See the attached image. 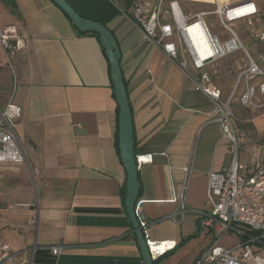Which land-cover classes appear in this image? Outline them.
<instances>
[{
    "label": "crops",
    "instance_id": "obj_1",
    "mask_svg": "<svg viewBox=\"0 0 264 264\" xmlns=\"http://www.w3.org/2000/svg\"><path fill=\"white\" fill-rule=\"evenodd\" d=\"M66 1L82 17L103 24L120 51L134 150L136 156L152 157L137 167V203L148 241L170 246L153 264H193L213 243L233 248L235 235L220 237L199 225L200 213L207 211V174L231 162L228 144L211 123L210 100L194 92L158 49L144 43L122 13L129 0ZM254 1L261 13L252 28L264 37V0ZM238 26L245 28L236 32L242 44L248 41V47L243 44L247 56L236 52L210 67L223 98L248 58L264 72V40L244 25L235 30ZM7 27L25 38L24 49L12 58L13 102L21 108L13 131L24 162L0 163V241L12 254L4 264H143L124 208L119 110L99 40L79 34L50 0H0V29ZM11 82L0 48L3 108ZM241 91L231 104L237 161L248 164L256 158L264 165V95L257 94L255 106L246 107L238 100ZM180 194L183 214L177 213L179 201H172Z\"/></svg>",
    "mask_w": 264,
    "mask_h": 264
},
{
    "label": "built area",
    "instance_id": "obj_2",
    "mask_svg": "<svg viewBox=\"0 0 264 264\" xmlns=\"http://www.w3.org/2000/svg\"><path fill=\"white\" fill-rule=\"evenodd\" d=\"M179 2L129 0L122 13L140 30L144 43L158 49L183 73L194 92L210 100L211 123L228 144L231 155L229 166L221 172L207 174V211L200 213L199 225L213 230L220 237L234 233L239 241L231 249L213 243L199 254L193 264H264V165L256 158L248 164L237 161L235 115L231 108L239 89L242 90L238 96L239 103L246 107L255 106V96L264 95V72L248 58L247 66L236 75L227 98L222 97L210 73L213 64L229 55L242 52L247 56L235 30L237 24L250 28L259 41L264 40L252 28L261 11L254 0H215L209 4L212 6L209 12L196 13L183 12ZM215 27L220 29L218 33L212 31ZM24 47L25 38L18 36L14 27L0 29V48L13 80L8 100L0 111V163L24 162L13 131L15 121L21 116V108L13 102L17 80L12 66L15 53ZM260 145L264 147V137ZM151 161V155L136 156L137 166ZM184 171L189 173L187 168ZM172 201H179L178 214L187 211L184 194L174 196ZM134 213L154 260L170 246L149 242L145 233L147 222L139 203H136ZM51 252L56 255L57 249ZM11 261L8 245L0 241V264Z\"/></svg>",
    "mask_w": 264,
    "mask_h": 264
},
{
    "label": "water",
    "instance_id": "obj_3",
    "mask_svg": "<svg viewBox=\"0 0 264 264\" xmlns=\"http://www.w3.org/2000/svg\"><path fill=\"white\" fill-rule=\"evenodd\" d=\"M75 26L80 33H94L98 35L108 61L109 75L113 85V92L118 106V145L119 157L125 170V194L124 208L128 221L132 228L137 247L143 264H153L154 260L148 252L145 236L136 219L134 208L138 200L140 184L138 181V169L136 153L134 150V138L132 127V115L126 87L120 69V51L113 34L101 23L84 18L66 0H50Z\"/></svg>",
    "mask_w": 264,
    "mask_h": 264
},
{
    "label": "rangeland",
    "instance_id": "obj_4",
    "mask_svg": "<svg viewBox=\"0 0 264 264\" xmlns=\"http://www.w3.org/2000/svg\"><path fill=\"white\" fill-rule=\"evenodd\" d=\"M146 1L151 3L153 0H146ZM179 4H180L181 9L183 10V12H192V13H196V12H209L212 9V6L211 5H209V4H203V3H191V2H182L181 1V2H179ZM236 29H237L236 31L239 34L242 33V32H245V28L244 27L238 26ZM212 31L218 33L220 31V29L217 28V27H215ZM247 43H248V41H243V44L246 47H248ZM250 54L252 55L251 52H250ZM252 57H253V55H252ZM6 67H8V66H6ZM12 84H13V80L11 82V86H12ZM2 109H3V106L0 105V111ZM260 148H262L261 150H264V147L263 146H261ZM239 157H240V160H241L242 159V151H241ZM229 234L235 235L234 233H229ZM235 236L238 238L237 235H235ZM237 240L239 241V239H237Z\"/></svg>",
    "mask_w": 264,
    "mask_h": 264
},
{
    "label": "trees",
    "instance_id": "obj_5",
    "mask_svg": "<svg viewBox=\"0 0 264 264\" xmlns=\"http://www.w3.org/2000/svg\"><path fill=\"white\" fill-rule=\"evenodd\" d=\"M72 26L75 28V26L72 24ZM76 29V28H75ZM77 30V29H76ZM79 34H86V35H90V36H93V37H95L96 39H98L99 40V38H98V35L97 34H94V33H80L79 32ZM122 193L124 194L125 192H124V190H122Z\"/></svg>",
    "mask_w": 264,
    "mask_h": 264
},
{
    "label": "bare ground",
    "instance_id": "obj_6",
    "mask_svg": "<svg viewBox=\"0 0 264 264\" xmlns=\"http://www.w3.org/2000/svg\"><path fill=\"white\" fill-rule=\"evenodd\" d=\"M215 0H212V2H214ZM163 248V247H162Z\"/></svg>",
    "mask_w": 264,
    "mask_h": 264
}]
</instances>
